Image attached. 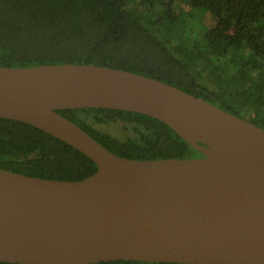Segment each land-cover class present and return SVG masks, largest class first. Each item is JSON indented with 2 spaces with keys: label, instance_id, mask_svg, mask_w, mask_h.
Wrapping results in <instances>:
<instances>
[{
  "label": "water",
  "instance_id": "obj_1",
  "mask_svg": "<svg viewBox=\"0 0 264 264\" xmlns=\"http://www.w3.org/2000/svg\"><path fill=\"white\" fill-rule=\"evenodd\" d=\"M156 117L200 154L113 153L58 108ZM0 117L84 152L83 179L0 167V264H264V127L180 87L94 63L0 65Z\"/></svg>",
  "mask_w": 264,
  "mask_h": 264
},
{
  "label": "trees",
  "instance_id": "obj_2",
  "mask_svg": "<svg viewBox=\"0 0 264 264\" xmlns=\"http://www.w3.org/2000/svg\"><path fill=\"white\" fill-rule=\"evenodd\" d=\"M177 1L208 12L213 25L193 31L190 23L181 32L174 20ZM64 62L140 72L264 127V0H0V65ZM57 111L120 156L200 154L148 114L106 107ZM103 124H115L119 132ZM0 167L76 180L92 174L97 165L32 124L0 117ZM89 264L191 263L117 259Z\"/></svg>",
  "mask_w": 264,
  "mask_h": 264
},
{
  "label": "rangeland",
  "instance_id": "obj_3",
  "mask_svg": "<svg viewBox=\"0 0 264 264\" xmlns=\"http://www.w3.org/2000/svg\"><path fill=\"white\" fill-rule=\"evenodd\" d=\"M177 2L178 4L175 7V13L177 14L174 20L178 19L181 32H183L182 29L186 28L190 23L193 26L190 27V29H192L193 31L203 30L204 28L211 27L213 25V18L208 12H204L200 8L187 9L183 1ZM188 12H191V14ZM167 23H169L168 20L166 21V24ZM101 127L110 130L111 132H119V127H117L115 124H103Z\"/></svg>",
  "mask_w": 264,
  "mask_h": 264
}]
</instances>
